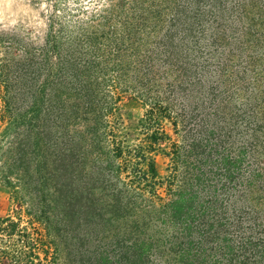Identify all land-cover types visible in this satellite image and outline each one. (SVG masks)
I'll return each instance as SVG.
<instances>
[{"label": "trees", "instance_id": "obj_1", "mask_svg": "<svg viewBox=\"0 0 264 264\" xmlns=\"http://www.w3.org/2000/svg\"><path fill=\"white\" fill-rule=\"evenodd\" d=\"M97 17L105 20L94 30L49 17L43 46L0 58L9 130L37 126L38 137L44 116L61 121L60 187L54 192L63 197V227L75 239L70 245L79 263L264 264V53L254 54L260 49L254 34L228 39L216 24L219 32L206 42L170 34L165 41L144 42L141 52L125 42L127 34L104 30L110 24L103 14ZM174 28L170 24L157 33ZM125 77L133 79L131 91L149 107L147 139H162L163 118L173 121L182 139L173 152L182 166L180 185L158 204L141 195V208L131 197L121 202L126 190L117 186L120 167L103 165L126 153L145 163L133 168L132 178L152 189L157 185L146 155L151 146L123 151L118 144L111 155L103 150L111 135L103 118L114 111L117 93L127 91L118 87ZM76 215L88 228L80 233L76 223L80 236ZM128 218L121 228L112 224ZM2 235L17 238L12 245L0 238V264H43L35 250L47 241L27 240L8 218L0 220Z\"/></svg>", "mask_w": 264, "mask_h": 264}, {"label": "rangeland", "instance_id": "obj_2", "mask_svg": "<svg viewBox=\"0 0 264 264\" xmlns=\"http://www.w3.org/2000/svg\"><path fill=\"white\" fill-rule=\"evenodd\" d=\"M103 10L106 12L102 13ZM99 14L109 19V28L107 25L104 30L115 29V36L125 37L127 34L125 42H134L141 52L144 42L159 37L165 41L166 35L170 37V34L185 36L188 40H193L192 35H195L200 42H206L219 32V28L216 29L218 24L228 39L240 34L243 37L247 33L254 34L260 44L258 53L254 54L264 53V0H0V58H17L22 56L23 47L32 50L43 46L49 17L64 26L77 28L82 22L78 27L83 25L87 30H94L102 28L99 22L105 20L97 17ZM170 24L175 26L173 30L157 33L160 27L167 28ZM182 26L186 30L182 31ZM123 29L127 33H121ZM247 39L253 40V37ZM248 51L253 52L254 49L250 47ZM261 62L263 65L260 67H264V61ZM260 67L257 66L258 69ZM121 80H118V87L122 86L127 91L117 93L120 100L115 103L114 111L103 118L104 131L111 134L104 139L103 150L110 154L118 144L123 151L151 146L153 151L146 155L153 160L157 185L152 189L141 180L132 178L133 168H145V163L126 153L117 159L108 158L103 165L111 163L120 167L117 186L124 184L126 190V197L121 202L131 197L130 200L141 208V195L158 204L159 200L169 199L170 190L180 185L182 166L174 161L173 152L181 145L182 139L178 128L167 118L161 120L162 139L157 143L147 139L152 130L145 122L149 107L143 104V98L131 91L135 86L133 79L125 77ZM2 97L0 89V220L10 219L27 234L29 241L38 238L47 241L45 246L35 250L43 264H80L74 247L70 245L75 239L64 231L63 197L54 192V188L60 187L61 129L58 125L61 121L53 114L44 116V134L38 137L37 126L23 125L9 130L10 117ZM23 111L24 107L19 106L17 112L22 114ZM95 175L99 177L98 173ZM98 195V191L93 192V197ZM131 214L133 217L134 213ZM76 217L75 228L79 223V228L83 229L80 233L88 231L84 220L79 219L82 216ZM130 218L112 221V224L121 228ZM77 228L75 234H78ZM0 238L12 245L11 239L17 237L8 239L2 235ZM60 238L66 242L63 244Z\"/></svg>", "mask_w": 264, "mask_h": 264}]
</instances>
